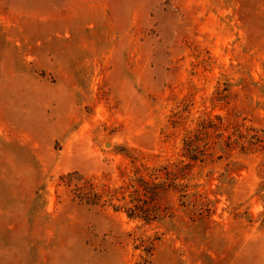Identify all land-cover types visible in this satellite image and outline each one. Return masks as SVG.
I'll use <instances>...</instances> for the list:
<instances>
[{
	"label": "rangeland",
	"instance_id": "1",
	"mask_svg": "<svg viewBox=\"0 0 264 264\" xmlns=\"http://www.w3.org/2000/svg\"><path fill=\"white\" fill-rule=\"evenodd\" d=\"M235 112L264 127V0H0V264H145L140 237L150 264H264V146L223 151L232 130L211 129L193 205L162 200L173 220L79 204L62 179L118 185L130 155L180 158Z\"/></svg>",
	"mask_w": 264,
	"mask_h": 264
},
{
	"label": "trees",
	"instance_id": "2",
	"mask_svg": "<svg viewBox=\"0 0 264 264\" xmlns=\"http://www.w3.org/2000/svg\"><path fill=\"white\" fill-rule=\"evenodd\" d=\"M240 113L235 112L225 118L217 115L202 118L195 129L187 131L182 142V157L165 161L149 163L143 153L130 155L131 165L122 170V182L118 185L98 183L79 171L69 172L62 177L71 188L74 201L90 207H109L117 212H124L130 219H137L146 224L155 221H165L167 216L173 220L176 214L171 206L162 200L173 194H178L182 206L193 205L191 198L198 195L193 191L197 185L194 168L198 161H204L209 155L211 129L217 132L218 138H223L225 132H230L218 142L223 151L240 145L246 152L260 150L264 146V127L244 125L239 120ZM205 143L201 144L200 135ZM225 143V146L223 144ZM201 195V194H200ZM204 205V204H202ZM136 248L144 246L145 264H150L155 253L156 243L152 238H142Z\"/></svg>",
	"mask_w": 264,
	"mask_h": 264
}]
</instances>
